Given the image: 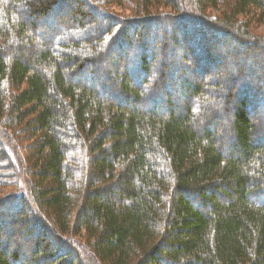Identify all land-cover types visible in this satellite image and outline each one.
Returning <instances> with one entry per match:
<instances>
[{"label":"trees","instance_id":"16d2710c","mask_svg":"<svg viewBox=\"0 0 264 264\" xmlns=\"http://www.w3.org/2000/svg\"><path fill=\"white\" fill-rule=\"evenodd\" d=\"M71 3L72 26L44 39L38 20ZM253 9L263 22L264 0H0V264H264V127L249 113L264 84L231 69L244 98L228 113L233 84L208 74L223 41L264 51L240 18ZM8 126L30 133V157ZM14 227L29 253L8 245Z\"/></svg>","mask_w":264,"mask_h":264},{"label":"rangeland","instance_id":"374dc122","mask_svg":"<svg viewBox=\"0 0 264 264\" xmlns=\"http://www.w3.org/2000/svg\"><path fill=\"white\" fill-rule=\"evenodd\" d=\"M75 3L72 4L70 6L68 5H64V4H60L57 7H55V13L52 14V16H54V18H50L51 16H45L44 18H40L38 20V27H39V31L43 34V38L49 41H52V37L54 35V37L57 35H60V27L61 25L66 26V25H70L72 26L73 22V13L76 9ZM221 7V6H220ZM118 11H120V9H118ZM215 11V15L217 14L216 10ZM255 9L251 10L250 13H248L247 15H241L240 18L242 19L241 21L243 22H247V23H252L253 28L252 31L255 34L258 35H264V20L263 22H258V17H256V19L253 20V17L255 15ZM63 12H65L67 14V17H62V15L64 14ZM251 25V24H250ZM251 27V26H250ZM180 34L177 35L175 38H173L172 40H175L176 43H178V45H176V49L173 47V43L170 42L171 40H169V48L168 50V55L171 56V58L173 59V63L174 65H176L177 62V58H176V54L178 55H183V51H181V48L183 49V45L181 42V38H180ZM218 41H220V39H218ZM216 41V45H219V43ZM53 42V41H52ZM209 42H211V40H209ZM152 41H148L145 44V47L149 50V48L152 46ZM232 44L234 45V47H228L227 46ZM220 45V56L214 58V62L215 65L212 67V69H210L208 71L209 75L212 74H217L216 72H220L221 74H219L218 76H222L223 78H227V81L233 86L231 88V91H233L238 99H235V104H233V106H229V108L227 109L228 113H231L232 109L235 107V105L239 102V100H242V92L238 91L239 87L242 85L241 81H237L235 76L233 77V73L230 72L231 69L235 71H237L238 74L242 75V77L245 78H249L250 82L252 83L253 86L257 85V84H264V51L262 50H252L250 49V51H247L243 48V46H240L238 44H236L235 42L231 41L227 42V41H223L221 42ZM125 45L123 47H121V50L117 49L115 51L110 52L111 57L116 60L118 62V73L123 71L126 68H128L129 66V61L126 58H122V60H120L118 58V53L119 52H125L126 51ZM136 49H138V47L136 46ZM201 51H199L198 53H200ZM141 53V51H138L133 57H138L139 54ZM26 58V60H28L30 58V53L27 52L24 56ZM218 58V59H217ZM132 60V59H131ZM218 61V62H217ZM114 63L111 60H107L105 61L103 66L106 67H110L112 66ZM207 71V68L203 69V74H205V72ZM207 74V75H208ZM109 75L111 77V83H117L119 79H117L116 74H114V72L112 70H110ZM142 74L140 73H136L135 77L137 78H142L143 76H141ZM208 77H211L209 76ZM232 76V77H231ZM208 77H204V78H208ZM215 77V76H214ZM198 78V79H197ZM195 80H193V83H199V77H197ZM109 81H104V80H95V78H90L88 77H84V83L86 84V86L92 84L95 85L96 83H103L106 85H109L108 83H110ZM95 87V86H94ZM105 90L107 91L108 89L105 88ZM165 93L170 94L173 98V100L175 101V103H177L178 105L183 104L181 101V91L179 90H175V92H168V90H164ZM183 92V91H182ZM174 95V97H173ZM191 99V97L186 98V102H189V100ZM257 100V99H255ZM259 102V105L256 106L255 104L252 107V112L249 111L252 119L254 120V122H256L255 124L259 125L260 127H264V110L261 107V105H264V102H261L259 100H257ZM180 102V103H179ZM254 103L253 100H251V104ZM161 106H158L156 108H160ZM248 108H249V104H248ZM179 110H181V108H179ZM222 112H225L224 107L220 108V110L218 111V113L220 115H223ZM228 116V115H227ZM223 116H221L222 118ZM5 118L0 116V121L3 122ZM231 120V119H230ZM219 121V120H218ZM223 122V121H220ZM231 124V122H230ZM230 126V125H229ZM7 127V126H5ZM5 127H0L1 131L3 130V128ZM21 128L20 126H14V127H9L8 126V133L10 134V136L13 138L15 135V139L20 141V145L22 147V150L25 151V154L30 157V146L33 144V141L31 139V135L30 133H21ZM24 129H26L24 127ZM202 129V128H201ZM259 130V129H258ZM16 133V134H15ZM253 141L256 142H264V130H260L259 132H257L254 136H253ZM263 144V143H262ZM231 144L229 143L228 146H230ZM1 153V151H0ZM5 160L0 158V162L4 163ZM6 164V163H5ZM25 184V183H24ZM12 190L7 189L4 191V194H7L9 192H11ZM220 200L224 201V197H222ZM13 209L9 206V207H5L2 209L4 214V220L7 224V222L10 220V214L13 213L12 211ZM11 237L7 240L8 245H11L13 248L14 247H23L25 248V250H27V253L30 252L31 247L33 246V241L34 238L33 237H29L27 236L25 230L23 231H17V228L14 227L12 229V233H11ZM7 236H10L9 234H4V238H6ZM28 255V254H27Z\"/></svg>","mask_w":264,"mask_h":264}]
</instances>
